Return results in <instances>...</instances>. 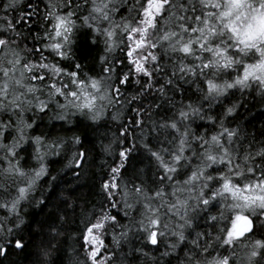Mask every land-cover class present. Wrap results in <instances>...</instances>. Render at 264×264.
I'll return each mask as SVG.
<instances>
[{
    "label": "snow or ice",
    "instance_id": "1",
    "mask_svg": "<svg viewBox=\"0 0 264 264\" xmlns=\"http://www.w3.org/2000/svg\"><path fill=\"white\" fill-rule=\"evenodd\" d=\"M81 29L103 44L88 64L73 52ZM249 97L264 104V0H3L0 258L25 249L37 227L25 210L51 199H36L57 181L48 158L70 153L77 179L89 164L80 137L35 130L82 117L117 131L72 264H134L153 251L151 264H264V140L241 124ZM53 195L37 264H49L77 207L71 192Z\"/></svg>",
    "mask_w": 264,
    "mask_h": 264
},
{
    "label": "trees",
    "instance_id": "2",
    "mask_svg": "<svg viewBox=\"0 0 264 264\" xmlns=\"http://www.w3.org/2000/svg\"><path fill=\"white\" fill-rule=\"evenodd\" d=\"M3 0H0L2 3ZM93 36L87 29H81L76 33L73 45V52L77 59L83 58L85 64L90 63L93 58H97L103 54V44H92ZM98 70V65H97ZM246 132L254 134L257 138L264 140L261 132H264V104L259 102V98L249 97L247 111L244 113V119L241 121ZM117 129L112 121L102 122L100 125H94L85 118H73L71 125H61V122L52 121L48 118L42 123L40 128L35 130V134L45 132L53 137H63L71 139L73 136L80 137L82 146L88 154L89 164L85 166L79 179L72 175V168L68 167L70 153H62L59 157H49L51 175L57 177V181L49 180L47 184H42L36 193L37 201L45 197H51L46 201L45 206H39L36 203L25 210L26 217L29 222L36 225L35 231L26 232V247L22 251L11 248L10 254L6 259L0 258V264H37L41 259L39 252L43 243L46 242L49 229L48 224L56 219L57 209L53 207L56 204L57 196L63 195L65 192H71V200L77 206L75 213L72 209H67V223L64 225L66 231L60 237L52 241L54 250L47 258L49 264H72L71 258L77 253L83 259L84 253L80 251L81 242L79 241V228L83 227L82 223H78L79 218L84 215L86 210L103 202V193L100 184L106 178L108 172V164L111 163V157L103 152V145L108 144L114 137ZM31 152V149H29ZM47 179V177L45 178ZM62 215V213H61ZM43 224L44 228L41 232L38 225ZM207 228V225H201V230ZM133 244L138 245L135 238L126 247L131 249ZM163 248H161V251ZM151 256H160V252L153 251ZM140 256L138 259L132 258L134 264H151V259ZM175 264V260H173Z\"/></svg>",
    "mask_w": 264,
    "mask_h": 264
}]
</instances>
